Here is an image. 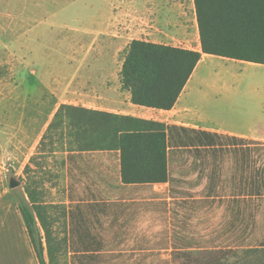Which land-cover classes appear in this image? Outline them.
Listing matches in <instances>:
<instances>
[{
  "label": "rangeland",
  "instance_id": "374dc122",
  "mask_svg": "<svg viewBox=\"0 0 264 264\" xmlns=\"http://www.w3.org/2000/svg\"><path fill=\"white\" fill-rule=\"evenodd\" d=\"M177 1L0 0V264H70L68 213L72 192L68 183L74 178L68 173L67 153L79 148L76 141L81 139L78 134L82 129L75 120L87 116L83 111L60 109L69 105L61 100L69 93L66 88L71 71L84 66L97 36L104 38L102 45L109 38L120 39L121 48L132 39L149 37L153 22L156 26L165 23L171 42L183 46L190 40V46L200 50L195 8L187 2L179 6ZM98 19L105 23L102 27ZM122 56L120 50L115 68ZM211 57L198 71V92L208 98H198L217 108L220 115L214 117L226 124L228 79L242 72L233 62L235 58ZM246 66L250 77L259 78L258 71ZM240 89L236 98H248L244 88ZM108 98L113 96L108 94ZM191 99L195 100L193 96ZM251 146L252 166L264 169V147ZM181 156L188 169L185 182L176 187L203 197L204 203L190 210L193 207L186 208L177 198L171 201L167 214L129 212L127 218L114 219L110 236L128 255L126 264H166L163 258L170 264H197L204 255L184 249L182 240L189 237L220 248L237 245L242 238L251 244L261 240L264 198L250 200L248 222L249 203L243 186L230 178L239 173L230 155L220 159V176L213 185L208 168L199 166L186 153ZM89 161L92 163L86 168L91 165L94 169L96 161ZM174 170L177 175L185 171L178 165ZM11 179L19 185L10 187ZM82 181L84 185L79 183L76 193L87 192L90 179ZM17 193L25 196L35 216L43 261L29 237ZM165 239L179 249L161 250Z\"/></svg>",
  "mask_w": 264,
  "mask_h": 264
},
{
  "label": "trees",
  "instance_id": "16d2710c",
  "mask_svg": "<svg viewBox=\"0 0 264 264\" xmlns=\"http://www.w3.org/2000/svg\"><path fill=\"white\" fill-rule=\"evenodd\" d=\"M194 6L200 50L144 39L130 41L119 77L122 88L130 93L133 104L158 109L172 108L202 53L264 64V0H194ZM248 49L253 55L241 53ZM60 109H74L87 114L86 117L75 118L76 126L82 129L78 134L81 139L76 141L79 147L76 150L115 151L119 158V172L124 189L129 184L143 186L168 182V193L172 198L193 196V193L176 187V184L184 183L185 180L174 175L175 166L185 170L184 173L180 171V174H187L182 154L186 153L199 166L208 168L213 185L220 176V159L227 154L228 144L234 140L227 134L166 125L132 115L72 105H62ZM59 115L60 110L56 117ZM249 142L261 143L257 140ZM67 154L71 165H76L74 153L70 151ZM169 163L172 165L171 169ZM76 167L80 168L78 165ZM70 190L73 196V184ZM92 193V188L87 187L85 194ZM97 193L96 190L95 194ZM247 193L254 196V200L264 198L263 168L252 166ZM159 194L155 192L156 198H159ZM16 199L32 244L43 261L42 242L31 206L23 194L17 193ZM181 202L185 203L186 208L202 204L198 200ZM248 203L250 206V202ZM154 204L156 212L167 213L166 199H158ZM108 209L107 202L95 200L76 202L70 209V264H115L119 261L126 264L130 260L118 248L115 238L110 236L109 228H104L97 217L99 212L106 214ZM242 239L237 245L223 248L208 245L194 237L182 241L185 250L202 251L204 256L200 257L197 264H264V232L258 244ZM171 244L170 241L166 242L161 250L171 252L179 249ZM162 260L170 264L168 259Z\"/></svg>",
  "mask_w": 264,
  "mask_h": 264
},
{
  "label": "crops",
  "instance_id": "0c3cea01",
  "mask_svg": "<svg viewBox=\"0 0 264 264\" xmlns=\"http://www.w3.org/2000/svg\"><path fill=\"white\" fill-rule=\"evenodd\" d=\"M185 2L195 8L194 0H178L176 3L181 6ZM98 20H100V27H102L105 23H102V19ZM151 28V32L148 33L150 34L149 37L135 39H144L154 43L198 50L197 47L190 46V40H187L186 44L183 46L171 42L170 33L167 31L164 22L159 24V26H156V22H153ZM103 39L104 38L101 35L97 36L95 46H93L89 55L85 58L86 60L84 59V66L78 69L75 67L72 69V76L67 82L66 88L69 93L66 95L65 99L61 100V102L91 110L132 115L143 119H152L166 125L202 129L232 136L234 140L231 141V144H228V152L226 155H230L233 160V165H235L234 167L239 173L238 175H232L230 178L233 180L238 179L237 182L240 185L242 184L244 192L243 196L244 198H247V202H250L251 199L254 200V196L249 195L247 189L250 183L252 168L251 145H264V64L233 59V62L238 63V69L242 73L228 79V123L225 124L224 122H221V120L215 118L220 115V111L217 110V108L208 106L205 100L198 98V95L203 98H208L206 93L200 90L198 92L197 89L199 68L208 58H213L211 56L214 55L202 53L201 59L197 62L192 74L172 108H151L133 104L130 101V93L121 86L119 72L130 41H127L124 44V47L122 46L121 48H118L120 39L109 38L108 43L102 45L101 42L103 43ZM120 50H122L123 56L119 61V65L115 68V62L117 56H119ZM77 57L76 54L72 56L74 63L75 60H77ZM246 65L253 67L255 69L254 71H258L260 75L259 78L255 79L252 76L250 77V74L248 75L246 73ZM57 82L60 83L59 80H57ZM241 86L245 90L243 93L249 96L244 100L236 98V95L239 94L241 90ZM195 89L196 91H194ZM78 91L79 93L76 94ZM108 94L112 95L113 99H109ZM192 96L195 100L191 99ZM145 113L155 114L146 116ZM159 114L162 117H158L157 115ZM231 122L234 124H231ZM235 122L240 123L237 124ZM249 140H257L261 143L252 144ZM72 153L75 155L74 158L76 165L80 166V168H77L76 165H71L69 162L68 173L70 174V177L74 178V182H69L68 185L71 186V184H73L74 187L79 183L84 185V181L81 182V179L84 180L88 178L90 179V182H87V184L92 188L94 194L76 193L78 188L74 190L73 196L71 195L72 193L70 194L69 203L72 205L69 206V211L76 202H88L92 200L107 202L109 208L107 210L108 212L106 211V214H104L105 212H99L97 214V217L100 218V222L104 228H111L114 219L127 218L130 213H133L134 215H138L139 213L146 215L155 213L162 214L155 211L156 207L154 203L158 199L167 200V213L171 211V201H175L177 198L180 202L181 200H198L204 203L205 199L203 197L197 198L194 197V195L192 197L172 198L168 193V182L155 183L153 185L146 184L143 186L139 184H129L127 186L128 188L124 189L122 187L123 184L119 172V158L117 153L113 150H72ZM89 159L96 161V167L94 169L93 167L91 168V165L89 168H86L90 162ZM169 168H172L171 163H169ZM174 175L185 179L184 177L187 174L177 175V173L174 172ZM240 180H242L241 183ZM158 187L162 189H156ZM96 190L98 191L97 194H95ZM155 192L160 193L158 195L159 198H156ZM190 207H193V209L188 207L190 210H194V208L198 206ZM247 211V221L251 222L250 206H248ZM92 217L94 218L95 215L93 214ZM110 232L109 229V233Z\"/></svg>",
  "mask_w": 264,
  "mask_h": 264
},
{
  "label": "water",
  "instance_id": "95a60500",
  "mask_svg": "<svg viewBox=\"0 0 264 264\" xmlns=\"http://www.w3.org/2000/svg\"><path fill=\"white\" fill-rule=\"evenodd\" d=\"M18 185H19V182L18 181L14 180V179H11V181H10V187H16Z\"/></svg>",
  "mask_w": 264,
  "mask_h": 264
}]
</instances>
